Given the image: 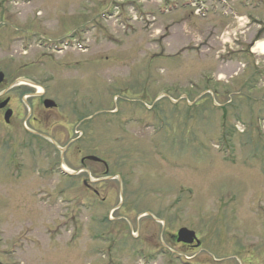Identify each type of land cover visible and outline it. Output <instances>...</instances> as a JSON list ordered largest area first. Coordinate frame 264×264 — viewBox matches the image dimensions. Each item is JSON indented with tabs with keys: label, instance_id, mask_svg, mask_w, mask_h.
<instances>
[{
	"label": "rangeland",
	"instance_id": "1",
	"mask_svg": "<svg viewBox=\"0 0 264 264\" xmlns=\"http://www.w3.org/2000/svg\"><path fill=\"white\" fill-rule=\"evenodd\" d=\"M215 1L0 0V91L65 117L55 148L0 124V264H264V0ZM88 155L96 196L58 175ZM164 224L202 249L159 256Z\"/></svg>",
	"mask_w": 264,
	"mask_h": 264
},
{
	"label": "flooded vegetation",
	"instance_id": "2",
	"mask_svg": "<svg viewBox=\"0 0 264 264\" xmlns=\"http://www.w3.org/2000/svg\"><path fill=\"white\" fill-rule=\"evenodd\" d=\"M4 76V75H3ZM19 78H16V80H18ZM15 80V81H16ZM24 80V79H23ZM27 81V80H26ZM3 82H4V78H3ZM0 83V86L3 84ZM28 85L27 87H29L30 89H37L36 86L34 85H30V82H27ZM32 83V82H31ZM39 86V85H37ZM9 90V89H8ZM44 90H42L41 92H39V90L37 89L36 93L34 95H32L30 98H35L38 102L39 105L36 107L33 105H29V107L25 106V109L27 110V113L25 114V116L23 117V121H19L20 118L22 117L20 115V111L15 108L14 105V101L12 99L11 96H7L5 91L2 92V90L0 91V116L3 118V122L0 121V124L2 126H4V130L6 135L9 134H14V131H16L15 129L17 128V131H20L17 125V121H19V123L24 122L27 127L24 128L23 134L26 135L32 142H34L35 146L38 148V146L41 148L44 146H51L52 148H55V141L56 140H62V138H57L58 136L53 132V123L51 124V127L47 126L45 124V120L44 121H40V117H43L41 119H46V117L48 115L50 116H54L53 112H57V117L59 119H65V117H63L62 113H60V104L54 103V105H52L51 108H45L44 106V101L47 100L46 98H44L45 95ZM29 99V98H28ZM33 101V100H32ZM53 101V100H52ZM40 107L42 108V112L40 111ZM35 108V109H34ZM34 111H35V115H34ZM46 113V114H43ZM8 115L7 120H5L4 115ZM40 115L39 118H37ZM81 128V126H80ZM50 134H47V133ZM46 133V134H45ZM85 132L83 130L78 131L75 130L74 134L76 135L75 137V141H79L84 137ZM63 135L65 136V133H63ZM86 136V135H85ZM66 137H68V139L70 138V134H66ZM64 138V137H63ZM69 141H71L69 139ZM57 142V141H56ZM44 145V146H43ZM57 150L60 151L61 149L57 147ZM89 157H95L98 159V161L92 160V159H87ZM80 166L83 169H80L79 172L77 171L75 172H71L66 170L65 168H63L62 164L61 166L58 164L59 169H58V175L64 178H71V177H76L78 175L84 174V179L82 180V185L81 190L82 192L86 193L87 195H98V188H100V186L104 183V178L103 176H110L111 179L116 178V176L120 175L119 172L115 171L112 168V163L109 162L108 160H105L103 158H99L97 156H93V155H88V156H83L80 159ZM90 165L92 167H90ZM93 166H96L97 168H102L101 174L100 175H96V171L92 172V168ZM111 167V168H110ZM95 169V168H94ZM114 170V171H113ZM45 171H47L45 169ZM75 173V174H74ZM117 180V179H116ZM122 186L120 185V188ZM102 202L105 201V199H101ZM161 222H163V220H161ZM160 232H159V237H158V245L159 248L157 251L156 250V246L155 249L153 250L154 252L158 253L159 256L161 257H168V256H173L174 251H172L171 248V243L181 247V250H186V252H190L191 255H194L198 250H200V241H199V237L198 235L195 233V237L196 239H190L192 240L191 243H183L181 241H178V231L174 232L173 234L169 235V237L167 238L165 235V230H166V226L165 224L161 226L160 228ZM192 231V230H190ZM149 240H153L152 238H149ZM234 242L233 247H231V252L233 253L230 257L232 258H239L240 256H252L253 254L247 252V249H245V247L243 248V244L240 243V239L234 238V239H230ZM154 241V240H153ZM152 241V242H153ZM223 242V241H222ZM221 242H218V244H220ZM224 243V242H223ZM223 246V244H222ZM202 249V248H201ZM225 250L229 253L228 248L226 247ZM150 251V250H148ZM203 251V250H202ZM228 253H223L224 256H228ZM154 256H157V254H154ZM226 260H222L221 262H224ZM185 263V262H184ZM167 264V261H166ZM239 264H244L242 260H240Z\"/></svg>",
	"mask_w": 264,
	"mask_h": 264
},
{
	"label": "water",
	"instance_id": "3",
	"mask_svg": "<svg viewBox=\"0 0 264 264\" xmlns=\"http://www.w3.org/2000/svg\"><path fill=\"white\" fill-rule=\"evenodd\" d=\"M2 80V76L0 74V82ZM52 103L50 102H45V106L48 108L49 106H51ZM8 118V115L6 114L5 116V120H7ZM178 241H181L183 243H191L192 240H190L191 238L194 237V234L186 229H181L179 232H178Z\"/></svg>",
	"mask_w": 264,
	"mask_h": 264
},
{
	"label": "bare ground",
	"instance_id": "4",
	"mask_svg": "<svg viewBox=\"0 0 264 264\" xmlns=\"http://www.w3.org/2000/svg\"><path fill=\"white\" fill-rule=\"evenodd\" d=\"M255 50L260 51L261 53H264V42H259L256 47Z\"/></svg>",
	"mask_w": 264,
	"mask_h": 264
}]
</instances>
